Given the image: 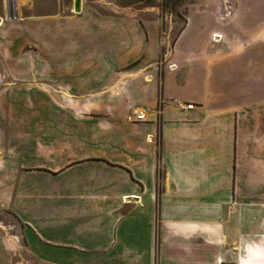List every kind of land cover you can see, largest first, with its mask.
Wrapping results in <instances>:
<instances>
[{
	"label": "crops",
	"instance_id": "1",
	"mask_svg": "<svg viewBox=\"0 0 264 264\" xmlns=\"http://www.w3.org/2000/svg\"><path fill=\"white\" fill-rule=\"evenodd\" d=\"M104 1L82 0L69 16L41 2L25 17L42 18L48 41L58 31L90 54L59 68L74 100L101 117L29 125L47 140L57 129L58 141L6 142L0 110V211L52 264H264L247 252L264 247V28L237 33V19L216 21V0H194L158 78V32L131 7L101 12Z\"/></svg>",
	"mask_w": 264,
	"mask_h": 264
},
{
	"label": "rangeland",
	"instance_id": "2",
	"mask_svg": "<svg viewBox=\"0 0 264 264\" xmlns=\"http://www.w3.org/2000/svg\"><path fill=\"white\" fill-rule=\"evenodd\" d=\"M134 1L141 2L131 4ZM193 1L106 0L104 6L96 7L103 13L124 11L126 7H131L144 24L158 32V44L162 48L155 64L156 67L152 69L156 68L155 73L158 78H161L168 65V52L186 26L189 3ZM244 1L246 4L240 5ZM41 2L50 5L47 12L53 15L80 14L74 11L75 0H24L18 6V18L15 19L13 15L6 14L5 1L0 0V23L15 22L14 24H17V27L13 26L12 29L4 28L3 25L0 28V110L3 113V135L6 142L15 135L19 137L18 140L33 137V140L58 141L57 129L49 133L53 137L47 140L41 137L46 136L47 133L37 132L36 129L30 132L29 125L41 126L42 121L49 120L52 126L57 127L60 121L68 127L72 126L77 118L89 119L83 117L84 115L101 117L91 111L89 106H85L89 103L88 100L82 102L74 100L73 93L65 89L68 69L59 68L81 60H88L90 54L79 51L74 44L76 39L73 37L68 41L65 38L60 40L58 31L53 33L50 37L53 39L48 41L42 34L40 24L42 18L34 21L35 25H24L25 17L29 13L44 12L40 10ZM215 2L218 4L215 19L224 27L227 28V23L232 22L231 19L234 18L233 20L237 19V33L241 29L256 32L264 28V0H216ZM228 5H231L232 14L221 20L220 15L226 11ZM64 18H56V23H64L62 20ZM214 35L212 39L215 42L223 38L222 36L217 40ZM240 39L237 35V44L242 43ZM58 71L61 73L59 74ZM79 113L82 117L77 116ZM81 135H88V130ZM65 136L71 140L74 133H66ZM52 157L53 155L50 158ZM242 225L246 226L249 223L243 222ZM238 226L239 222H237ZM262 232H264L263 228L257 229V233ZM237 235H239L238 230ZM0 238L2 241L1 264H52L41 261L32 254L25 237V226L20 218L9 209L0 211ZM252 247H247V252L255 256L262 255L263 257H259H262L261 262H264V247L255 244ZM238 249L239 246H237V252ZM222 264L234 263L224 260ZM237 264H239L238 260Z\"/></svg>",
	"mask_w": 264,
	"mask_h": 264
},
{
	"label": "built area",
	"instance_id": "3",
	"mask_svg": "<svg viewBox=\"0 0 264 264\" xmlns=\"http://www.w3.org/2000/svg\"><path fill=\"white\" fill-rule=\"evenodd\" d=\"M4 1L6 4V7H5L6 14L8 13L10 15H13L14 18L17 19L18 18V12H19L18 6L24 0H4ZM230 14H232V8H231V5H228L226 7V11H223L222 14L220 15V19L224 20L225 16H229ZM216 35H220V34H215L214 35L215 38L217 37ZM218 37H217L218 39L221 38L220 36H218ZM180 105H182V104H180ZM182 107H183V105H182ZM193 107H194L193 103L187 104V108H193ZM134 113H135L136 119L138 121H145L148 119V116H147L148 115V109H141V110L136 109Z\"/></svg>",
	"mask_w": 264,
	"mask_h": 264
},
{
	"label": "water",
	"instance_id": "4",
	"mask_svg": "<svg viewBox=\"0 0 264 264\" xmlns=\"http://www.w3.org/2000/svg\"><path fill=\"white\" fill-rule=\"evenodd\" d=\"M74 11L78 13L82 11V0H75Z\"/></svg>",
	"mask_w": 264,
	"mask_h": 264
},
{
	"label": "trees",
	"instance_id": "5",
	"mask_svg": "<svg viewBox=\"0 0 264 264\" xmlns=\"http://www.w3.org/2000/svg\"><path fill=\"white\" fill-rule=\"evenodd\" d=\"M172 0H167V2H171Z\"/></svg>",
	"mask_w": 264,
	"mask_h": 264
},
{
	"label": "bare ground",
	"instance_id": "6",
	"mask_svg": "<svg viewBox=\"0 0 264 264\" xmlns=\"http://www.w3.org/2000/svg\"><path fill=\"white\" fill-rule=\"evenodd\" d=\"M12 20V19H11Z\"/></svg>",
	"mask_w": 264,
	"mask_h": 264
}]
</instances>
